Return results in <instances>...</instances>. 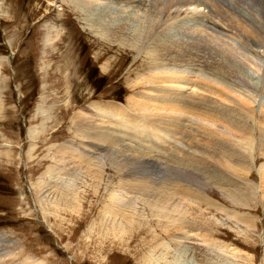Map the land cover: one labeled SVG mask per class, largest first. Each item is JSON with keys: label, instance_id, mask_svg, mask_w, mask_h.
<instances>
[{"label": "rangeland", "instance_id": "rangeland-1", "mask_svg": "<svg viewBox=\"0 0 264 264\" xmlns=\"http://www.w3.org/2000/svg\"><path fill=\"white\" fill-rule=\"evenodd\" d=\"M71 1L0 0V59L7 58V61L0 60V77L5 88L1 96L0 155H7L0 156V238H4V242L0 244V264H143L140 259L144 257L150 258V264L153 261L154 264H264V203L260 199L264 195L260 175L264 173V154L261 152L258 133H254L253 142L249 140L250 144L242 151L243 160L240 150L235 147L239 160L248 163L244 168L249 169L250 173L246 174L239 169L234 163L235 157L230 156L232 164L234 163L228 168L230 181L239 187L247 186L248 193L251 194L246 201H236L227 198L214 186L204 182L201 188L198 183L210 171L207 170L210 159L201 148H208L209 141L215 138L202 136V132L209 129L208 132L215 131L214 133L224 137L227 135L231 139L229 144L232 145L240 135L227 130L224 123H210L199 118L193 119L197 122L194 126H197L196 130L193 128L197 133L193 132V135L202 131L198 134L202 136L200 143H195L199 147L195 150V156H201L202 159L180 161L182 156L171 150L161 160V170L158 173L164 177H169L168 171L175 175L180 173L181 177L179 175L177 179L182 178L183 182L186 179L189 182L185 181L186 183L192 184L190 189L200 187L210 199L239 210L246 223L235 222L222 210L202 202L194 205L189 199L191 204L188 205L184 201L185 196H182L185 204L183 209L188 208L185 216L187 215L188 221L193 224L195 222L192 227L197 231L187 241L190 243L187 244V248L190 247L189 255H182L179 262L173 261L178 243L172 238L180 231L176 229L178 233L171 230L166 234L161 233L158 226L162 220L159 222L149 210L144 214L149 215L150 231L144 228L143 232L134 226L130 231L131 236L127 238V245H124L126 242L116 247L110 246V242L102 244L97 241V233H90V226L102 222L98 216L101 203L117 183L116 171L107 166L110 163H106L103 169L105 172L99 177L101 182L105 180L100 184L94 183L93 178L80 174V182L76 183L75 189L76 192L78 190V196L82 197L79 202L83 208L77 210L75 202L70 203L67 199L66 204L71 212H60L62 217L66 215L62 227L53 228V223L45 224V220L51 222L52 216L60 215L59 210L54 214L49 207H40L36 200L44 199L43 190L40 194L34 192V186L40 180H50L49 175L43 174L52 165L50 155L53 149L50 154L48 149L74 140L75 133L70 121L79 112L93 116L91 104L111 102L130 110L131 114L143 116L131 104L130 99L148 86L144 79L153 72L148 68L150 65L153 68V58L147 56V49H150L151 43L157 38L153 35L162 27L165 29L164 25L170 22L166 21V15L160 17L158 24L161 27L148 40L146 28L152 27L158 16L154 18L151 8L142 10L150 12L149 15L133 14V18L128 16L131 19L128 21L132 24L127 45L108 43L97 37L99 29L90 28L91 23L88 28L87 15L83 12L85 9L81 7V12L79 7L72 6ZM230 3L231 9L236 13L235 17L239 15L238 20L231 21L228 18L230 16L217 10L212 14V8L208 4L207 7L180 8L183 14L208 13V19H203L204 27L201 30L209 36L201 37L202 40L198 38V41L200 44L208 41L210 45L203 49L204 53L200 50V55L188 60V63L181 62L180 68L184 70L188 64L193 70H187H192L199 83L210 84L223 91L224 98L231 100L229 104L222 98L221 101L225 104L233 107L232 103L236 101L251 109L254 114L248 123L253 127L256 121H261L259 116L264 114V35L257 36L259 31L264 32V0H231ZM163 4L171 5L170 2ZM136 10L138 9L134 11ZM175 11L177 8H172L169 13ZM83 19L85 21H81ZM52 28L57 32L53 31L51 37L55 34L58 36L53 44H46L45 38ZM155 60L158 65L162 64L167 68L177 67L171 58L155 57ZM219 105L221 106V102ZM45 116H50V120L47 122V129L41 133V122ZM114 122L113 119L112 123ZM227 126L230 127V124L227 123ZM185 131L187 128L184 133H188ZM33 143L37 151L31 157L28 149ZM209 151L215 152L213 149ZM221 152L218 149L215 154L220 155ZM252 160L254 163H251ZM68 171L71 173L73 169L69 168ZM95 185L98 187L97 192L93 190ZM116 190L117 187L113 189ZM137 207L139 214H142L143 207L140 204ZM184 212L185 210L183 214ZM43 216L48 219H43ZM95 229L94 227V231ZM203 234L214 241L201 243V238L197 237ZM166 245L168 246L164 249Z\"/></svg>", "mask_w": 264, "mask_h": 264}, {"label": "bare ground", "instance_id": "bare-ground-1", "mask_svg": "<svg viewBox=\"0 0 264 264\" xmlns=\"http://www.w3.org/2000/svg\"><path fill=\"white\" fill-rule=\"evenodd\" d=\"M138 2H140L139 5ZM162 2H170L171 5H164ZM230 2L231 0H72L70 2L74 7L76 5L79 9L81 7L85 9L84 11L80 10L87 15L86 21L88 22V28L91 23L90 28L94 29L96 27L95 30L99 29L97 32L100 33L97 34V37L107 40L108 43L122 44L123 46L127 45L131 35L132 24L128 21L131 20L128 16L133 18V14L149 15L150 12H142V10L151 8L154 18L158 16L155 21H153L152 27L146 28L148 40L149 38L152 39L153 33L161 27V25L158 24L160 22V17L166 15V17H168L166 21L170 22L164 25L166 26L165 29L162 27L159 32L153 35L157 38L151 43L150 49H147V56L153 58L151 60L153 68H151V65L148 67L152 69L153 72L149 71L150 76L144 79V82L146 81L148 86L143 92L137 93L135 96L133 95L134 97L130 99L131 104H133L143 116L140 117L136 116L137 114H131L132 112L130 110L111 102H97L91 104L90 108L94 113L93 116L79 112L72 117V120L70 119V126H72L76 139L74 137V140L58 144L55 147L51 146L48 149V154H50L53 149L50 155V162L52 165L43 174L49 175L50 180L47 182L43 180L37 181L38 183L34 186V192L40 194V191L43 190V194L45 195V197H43L44 199L36 200L40 207L45 209L49 207V210L52 209L54 214L58 213L59 210L58 214L60 215L52 216L53 220H51V222L45 220V224L53 223V228L62 227L63 218L66 215H64V217L62 216L65 214V210L67 212L69 209L66 204L67 199H69L70 203L75 202L77 210L83 208L82 203L79 202L81 196H78V190L76 192L75 189L76 183H78V181L80 182V174L82 173L84 176L93 178L94 183L98 182L100 184L101 178L99 177L103 176L105 172L103 169L106 167V163H110L107 166L112 167L116 171L117 183L114 188L117 187V190L113 191V188L111 192L107 193L108 195L105 197L104 201L102 200L104 197L101 199L103 202L101 203L98 216L102 222L98 225L96 222L90 226V233H97V241L102 242V244L110 242V246L116 247L126 242L124 245H127V238L131 236L132 232L130 231L134 226H137L140 231L143 232L146 228L150 231L149 215L144 214L146 210H149L153 212L154 217L158 221L162 220V222L159 221L161 224L158 226L159 230L162 231L161 233L166 234L169 230L173 231V233H178L176 229L180 231L172 238L176 244L178 243V247L174 245L176 249L173 253V261L179 262L182 255H189L190 247L187 248V244L190 243L187 241H190L191 236L197 231L192 227L195 226V222L193 224L192 221L190 222L187 220V215L185 216L188 208L186 207L183 209L185 204L183 202L184 199L181 198L182 196H185L184 198L186 199L184 201H186L188 205L190 203V201L188 202L189 199L192 200L191 202L194 205L202 202L222 210L235 222L246 223L245 220H242L243 215L239 210L229 208L210 199L209 196L199 188L203 186L205 182L221 190L223 195L227 196V198L230 197L236 201H246L250 199L251 194L248 193L247 186L239 187L230 181L231 175L228 174L230 173L228 168L236 163L239 169L244 170L246 174L250 173L249 169L244 168L248 166V163H242L241 159L243 160L244 158V148L247 147L249 140H254V133L256 131L258 133V141L262 145L261 152L264 154V114L259 116L261 121H256V125L250 127L248 121L254 114L251 109L242 106L243 104L241 105L236 101L232 103L233 107L225 104L221 101L222 98L225 99L223 91L212 87L210 84L199 83L191 72L193 69L188 67V64L185 65L184 70L180 68L182 67L180 66L181 62L188 63V60L197 57L200 50L204 53L205 51L203 49H207L210 46L208 41H206V44H200L198 41V38L209 36L204 30H201L204 24L203 19H208L206 15L207 12L203 13L204 16L191 12L183 14L180 8H198L208 4V7L212 8V14L217 10L230 16L231 18L227 17L231 21L238 20L239 15L235 17L236 13L231 9ZM136 8L138 10L134 11ZM172 8H177V11H175V13H169ZM226 15L223 17L226 18ZM85 17L86 16H84V19ZM84 19L81 21H85ZM53 31L57 32L55 28L54 30L52 28V30L48 32L45 38L46 44H53V40L58 36V34H55L51 37ZM95 32L96 31H94V33ZM254 32L256 33V31ZM204 33L205 35H203ZM258 33L257 36L264 35V32L259 31ZM202 38L200 40H202ZM205 46L206 48H204ZM173 52H175V55L171 56ZM155 57L174 59L173 63L177 65V67L167 68L162 64L158 65ZM0 60L7 61V58ZM190 68L192 69L191 71L187 70ZM4 89L3 81L0 77V111L3 106L1 96ZM225 100L230 104L231 100L229 98ZM220 102L221 106L219 105ZM198 108L200 109L198 110ZM195 118L210 121V123H224L227 130L242 137L237 136V141H234L235 143L232 145L229 144L231 139L229 140L227 135L224 137L223 135L214 133L215 131L212 132V134L208 132L209 129L198 133L201 134L202 132V136L208 138L214 136L215 138L209 141L210 146L208 148L207 146H205L206 149L201 148L207 158L210 159V163L207 164L209 168L207 170L210 171L204 175L203 181L198 183L200 187L198 186V189L195 188L196 190H192L189 188L192 187V184H188L189 182L186 179L185 181L188 183L185 181L183 182L181 180L182 178L180 180L177 179L179 175L181 177L180 173L179 175L177 173V176L173 174V171V173L168 171V174L170 173L169 177H164V175L158 172L161 170V160H164V158H166V153L168 151L171 152V150L182 156L181 158H179L180 156L178 157L180 161L187 160L191 162L195 158L202 159L201 156H195L197 149H199L195 143L199 144V140H201L200 138L202 137L201 135L195 134L197 133L195 132L197 126L196 128L194 127L197 122L193 120ZM113 119L115 120L114 123H112ZM49 120L50 116H45L42 119L41 133L47 129V122H49ZM227 123L230 124V127L227 126ZM186 128L187 131L185 132L188 133H184V129ZM193 128H195V130ZM193 132H195L194 135ZM206 143L209 144L208 141ZM235 147L240 150V155L242 157L240 160L237 157L238 153ZM136 148L139 150H136ZM140 149L142 150L141 152ZM211 149L215 152H210L209 150ZM218 149L222 150L220 155L215 154ZM36 151L35 144H31L28 149L30 156L33 157ZM0 156L6 157L7 155L4 153V155ZM230 156H234L235 158L233 159H236L235 161L233 160V164ZM145 160H147V162H145ZM251 163H254V161L252 160ZM69 168L73 169L71 173L68 171ZM260 175L264 187V173ZM97 188L98 187L95 185L93 190L97 192ZM262 194H264V190ZM262 196L263 197L260 199L264 203V195ZM52 197L54 200H51ZM60 198L63 199L62 202ZM138 204L143 207L142 209L144 211H142V214H139L137 210ZM80 210L82 212V209ZM184 210L185 212L183 214ZM60 212H63V214ZM45 217L47 216H43V219ZM168 226L170 227L168 228ZM94 227L96 228L95 231ZM197 238H201V243H211L214 241L205 234ZM3 239V237L0 238V244L4 242ZM262 242H264V235ZM167 246L168 245H166L164 249H166ZM149 259L150 258L144 257L140 260L143 264H150ZM155 259L156 258H154V260Z\"/></svg>", "mask_w": 264, "mask_h": 264}]
</instances>
